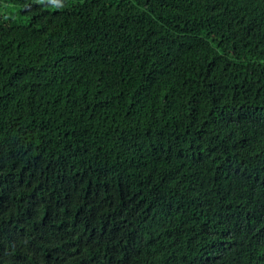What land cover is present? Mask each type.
<instances>
[{
	"label": "trees",
	"instance_id": "1",
	"mask_svg": "<svg viewBox=\"0 0 264 264\" xmlns=\"http://www.w3.org/2000/svg\"><path fill=\"white\" fill-rule=\"evenodd\" d=\"M0 264H264V0H0Z\"/></svg>",
	"mask_w": 264,
	"mask_h": 264
}]
</instances>
